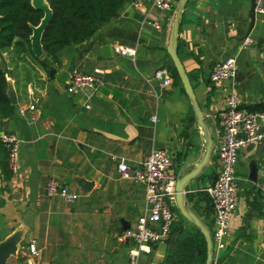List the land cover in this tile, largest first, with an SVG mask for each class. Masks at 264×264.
Here are the masks:
<instances>
[{
    "label": "crops",
    "instance_id": "0c3cea01",
    "mask_svg": "<svg viewBox=\"0 0 264 264\" xmlns=\"http://www.w3.org/2000/svg\"><path fill=\"white\" fill-rule=\"evenodd\" d=\"M142 2L141 9L128 2L90 41L70 53L63 50L60 64L46 68L40 61L45 52L38 57L28 44L15 45L21 38L0 50V65L17 94L16 114L3 120L4 131L18 134L22 163L18 175L0 180V241L19 236V252L35 242L39 264H130L134 242L125 232L144 214L146 187L121 179L118 162L138 165L153 150L168 149L181 176L204 155V134L183 84L164 86L155 78L158 68L172 66L168 45L175 13L152 10L150 18L163 23L157 30L144 22L154 0ZM251 7L252 0H189L179 32L178 53L215 141L210 163L188 188L195 194L191 207L212 231L214 209H208L205 190L221 168L220 123L227 96L235 92L244 107H264V72L258 62L261 41L264 64V15H257L245 38ZM119 44L136 48L135 59L117 52ZM228 58L236 59L235 77L213 82L211 72ZM75 72L101 79L93 95L90 88L68 93ZM235 173L239 201L220 264H264V145L241 148ZM52 178L80 198L66 202L48 196ZM173 210V229H192L191 222L189 228L182 221L186 218L177 203ZM29 213L31 227L25 224ZM168 255L167 240L143 251L138 263L165 264Z\"/></svg>",
    "mask_w": 264,
    "mask_h": 264
},
{
    "label": "built area",
    "instance_id": "2783aa9c",
    "mask_svg": "<svg viewBox=\"0 0 264 264\" xmlns=\"http://www.w3.org/2000/svg\"><path fill=\"white\" fill-rule=\"evenodd\" d=\"M180 0H154L145 16V23L157 30H162L160 20L150 18L152 10L175 13ZM133 4L141 9L142 0H134ZM256 15H264V0H255ZM115 49L122 55L136 57V48L116 45ZM237 73L235 58H228L218 64L211 72V80L215 83L231 80ZM155 78L162 85L173 84L174 77L167 66L158 68ZM101 79L94 74L75 72L68 84L67 91L77 95L90 88L93 92L98 89ZM91 97V96H90ZM90 108V105L87 106ZM156 118H154L155 120ZM220 127L223 133L219 148L220 171L214 183L205 191L209 194L214 205V262L220 264L222 253L227 249V236L231 221L236 216L239 201V183L235 166L241 148L264 139V108L249 110L241 103L235 92L227 96V108L222 117ZM0 137L8 150L9 168L16 176L21 170V140L14 132H1ZM175 159L168 149H155L140 164L132 165L125 159L118 162L117 170L121 179L144 184L146 187V207L144 214L139 217L135 226L125 232V237L134 242L131 249V263L139 264L138 257L143 251H149L155 244L166 242L174 227L176 204V184L178 175L175 169ZM264 194V184L261 186ZM46 191L50 197H61L66 202H75L80 194L73 191L69 185L57 179H50ZM41 251L35 242L21 249L19 256L24 264H39Z\"/></svg>",
    "mask_w": 264,
    "mask_h": 264
},
{
    "label": "trees",
    "instance_id": "16d2710c",
    "mask_svg": "<svg viewBox=\"0 0 264 264\" xmlns=\"http://www.w3.org/2000/svg\"><path fill=\"white\" fill-rule=\"evenodd\" d=\"M54 17L44 31L42 44L48 58L40 60L48 68L49 64H60L61 53L67 47H77L90 41L99 30L120 16L128 2L134 0H47ZM44 17L42 10L32 5V0H0V50L9 49L17 38V46L28 44L32 50V26H38ZM175 83L182 85L178 72L172 62L169 66ZM9 73L0 65V133L4 131V119L16 114L17 106L12 104L8 93ZM183 86V85H182ZM183 90L184 87H183ZM264 107L248 108L261 110ZM7 132H10L6 130ZM8 150L0 137V180H11ZM207 193V192H206ZM208 196V209H214ZM195 194L190 192L188 200L193 201ZM169 255L165 264H206L207 243L202 232L193 225L186 229L183 225L174 228L168 239ZM14 264H23L18 257Z\"/></svg>",
    "mask_w": 264,
    "mask_h": 264
},
{
    "label": "water",
    "instance_id": "95a60500",
    "mask_svg": "<svg viewBox=\"0 0 264 264\" xmlns=\"http://www.w3.org/2000/svg\"><path fill=\"white\" fill-rule=\"evenodd\" d=\"M189 0H180L175 12V17L173 20V25L171 28V35L168 45V52L173 60L174 66L178 72V75L181 79L183 87L187 92L190 101L193 106V110L195 113L196 121L203 131L205 138V152L200 161L188 172L184 173L181 176H178L177 184H176V203L177 207L180 210L181 214L194 226L199 228L202 234L206 238L207 243V259L206 264H213L214 262V241L212 237V230L210 226L195 212V210L191 207L190 202L188 200V188L191 183L197 180L210 163L213 151L215 147V141L212 136L210 127L208 122L205 119V112H203L199 101L197 100V96L190 80V77L186 71L184 63L179 56L178 53V43H179V32L181 23L184 16L185 8L188 4ZM32 5L44 12V17L41 20V23L38 26H32L33 34L31 35L32 49L36 56L41 57L44 54L42 38L45 29L52 21L54 17L53 10L47 0H32ZM251 25L246 34L245 38L249 36L252 32L255 22L257 19V15L255 13V0H252V7L250 12ZM261 41L258 42V62L261 70L264 72V64L261 60ZM71 69V68H70ZM56 73V68L52 67L50 70V77L54 78ZM8 96L12 102V104H17V94L11 82H8ZM264 145V139L260 141V147ZM261 150V149H260ZM33 223V214L29 213L27 215V220L25 224L28 227H31ZM21 239L19 236L14 235L6 238L3 241H0V264H8V261L11 257H17L19 254V243Z\"/></svg>",
    "mask_w": 264,
    "mask_h": 264
},
{
    "label": "rangeland",
    "instance_id": "374dc122",
    "mask_svg": "<svg viewBox=\"0 0 264 264\" xmlns=\"http://www.w3.org/2000/svg\"><path fill=\"white\" fill-rule=\"evenodd\" d=\"M72 48H74L73 46H70V47H67L65 50H66V52L67 53H70V51H72ZM62 54V53H61ZM208 122H209V120H208ZM178 168H179V166H177ZM181 217H182V214H181ZM182 221L189 227V228H191V224L190 223H188V220L186 219H183V217H182ZM58 255H59V253H58ZM60 256V255H59ZM18 257H20L19 255H18ZM18 257H17V259H18ZM15 257H11L9 260V264H13L16 260H17Z\"/></svg>",
    "mask_w": 264,
    "mask_h": 264
}]
</instances>
